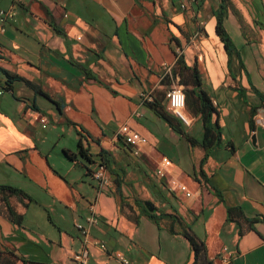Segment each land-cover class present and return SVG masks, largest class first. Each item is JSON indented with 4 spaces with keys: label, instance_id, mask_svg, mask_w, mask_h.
<instances>
[{
    "label": "crops",
    "instance_id": "crops-1",
    "mask_svg": "<svg viewBox=\"0 0 264 264\" xmlns=\"http://www.w3.org/2000/svg\"><path fill=\"white\" fill-rule=\"evenodd\" d=\"M229 1L242 22L230 12L223 20L230 57L215 33L219 0L185 11L176 0H0L14 12L0 35V185L31 198L7 197L19 225L0 198V264H74L75 225L91 202L98 223L90 239L136 264H192L184 230L204 243L211 264H264V0ZM176 56L196 66V92L215 109L221 143L206 155L186 139L200 141L199 114L184 110L175 130L139 99L175 83L184 89ZM7 75L20 79L7 85ZM122 125L147 139L137 155L117 141ZM80 138L90 160L77 152ZM101 150L104 189L92 176ZM163 158L171 163L159 177ZM227 208L242 217L227 220ZM86 248L87 264H119Z\"/></svg>",
    "mask_w": 264,
    "mask_h": 264
},
{
    "label": "trees",
    "instance_id": "trees-1",
    "mask_svg": "<svg viewBox=\"0 0 264 264\" xmlns=\"http://www.w3.org/2000/svg\"><path fill=\"white\" fill-rule=\"evenodd\" d=\"M231 13L233 16H235L236 19H238L240 25H242L241 19L239 18L238 12L235 10L233 5L229 0H219V4L217 8L213 11V16L215 18V33L217 37L219 38L220 42L224 46L226 53L228 57H230L235 52L234 44L232 43L228 33L226 32L224 26H223V20L228 15V13ZM175 65L179 69V85L185 86L183 89L184 95H185V111H188L191 114L197 115L199 114L202 121V137L200 141H195L191 138H186L191 145L198 143L199 146L202 148L204 155H206L211 148L214 146H218L221 143V133L217 127V125H212L211 123V117L212 114L215 113V109L212 106V103L208 96L200 91L196 92V89H198L201 85L199 74L197 71L196 66H193L192 68H188L184 62L181 56H176V62ZM20 79L17 76H10L7 75V85H9V82L11 79ZM29 86L32 88H36L35 85H33L31 82H27ZM190 86V87H188ZM39 92H41L39 89H37ZM261 100L264 101V95H260ZM145 106L147 109L151 110L155 115L163 119L169 126L176 129V122L179 121V123L184 124L180 119L176 118L172 114H170L166 107V101H165V94L162 90H155L152 91V101L149 103H145ZM256 109L251 108L249 111L250 115V126L252 127V116L255 114ZM175 118V119H174ZM77 152L81 157H84L88 160L90 158L86 154V151L84 150L82 146V138L79 139V142L77 144ZM100 160L101 162L107 166L106 161L104 160V151H100ZM68 157L69 159H72L73 156H71L69 153ZM8 196H20L21 198L27 199L28 201H31V198L26 195L22 190L9 186V185H0V198L1 201L5 204L6 207V213L8 218L15 224L19 225L21 224L23 217L22 215H19L15 213V211L10 207L7 201ZM148 216H150L149 213H147ZM227 214V220H231L233 216H237L239 218L242 217V213L238 209H226ZM164 216H169L164 214ZM171 233H173L172 229L169 230ZM182 235L186 238L188 241L191 251L193 252L194 260L192 264H211L207 257L205 252V246L204 243L200 240H197L192 234H190L187 230H184L182 232Z\"/></svg>",
    "mask_w": 264,
    "mask_h": 264
},
{
    "label": "built area",
    "instance_id": "built-area-1",
    "mask_svg": "<svg viewBox=\"0 0 264 264\" xmlns=\"http://www.w3.org/2000/svg\"><path fill=\"white\" fill-rule=\"evenodd\" d=\"M23 0H12L13 5L21 4ZM179 6V9L182 11L187 10L189 6H191L195 0H176ZM14 12L9 10L0 9V35L5 31V24L8 20H13ZM203 23L202 21L196 22V34L201 33ZM194 49L199 51V46L194 45ZM177 55L181 54L180 50H177ZM1 59V55H0ZM3 93V88L0 89V94ZM166 98V107L170 114L180 119L183 123H185L184 117V109H185V95L181 87H174L168 90L165 95ZM139 99L142 104L149 103L152 101V91H142L139 93ZM213 104V103H212ZM138 116V115H136ZM42 127H45L47 121L45 119H41ZM258 122L263 125V119H258ZM116 139L118 142L124 143L126 146L131 147L133 150V154L137 155L138 148L147 142V139L136 132H132L126 125H122L119 127L116 133ZM170 161L168 159H162V165L155 170V175L159 177H163L165 175L164 168L170 165ZM92 176L98 184L99 189L106 188L110 181L107 173V169L102 162L97 163L95 170L92 172ZM177 188L181 192H183L186 196H189L190 193L183 185H177L172 187V189ZM87 215L84 218L82 223H77L75 228L81 235L82 246L73 254L74 264H87L88 263V250L86 248L87 244L96 247L101 252L105 253L109 258L116 260L119 264H136L135 262L127 259L119 252H109L105 243L99 241L97 239H90V230L93 226L98 223V217L96 212V205L94 202L88 204L87 207Z\"/></svg>",
    "mask_w": 264,
    "mask_h": 264
},
{
    "label": "rangeland",
    "instance_id": "rangeland-1",
    "mask_svg": "<svg viewBox=\"0 0 264 264\" xmlns=\"http://www.w3.org/2000/svg\"><path fill=\"white\" fill-rule=\"evenodd\" d=\"M228 30H229V34L232 35V38L234 39L233 42H237V39L234 37V33L231 31L230 27H228ZM238 42H239V41H238ZM175 86H177L176 83H175L172 87H175ZM69 140H70V141H69ZM63 141H64L65 143L70 144V145L73 144L72 141H71V139H69L67 136H66L65 138H63ZM72 146H76L75 143H74V145H72Z\"/></svg>",
    "mask_w": 264,
    "mask_h": 264
},
{
    "label": "water",
    "instance_id": "water-1",
    "mask_svg": "<svg viewBox=\"0 0 264 264\" xmlns=\"http://www.w3.org/2000/svg\"><path fill=\"white\" fill-rule=\"evenodd\" d=\"M146 207H147V209H148L149 212H151V211L153 210V209L150 208L148 205H146Z\"/></svg>",
    "mask_w": 264,
    "mask_h": 264
}]
</instances>
